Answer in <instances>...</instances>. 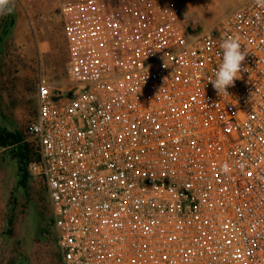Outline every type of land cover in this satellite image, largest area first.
<instances>
[{
    "label": "built area",
    "instance_id": "2783aa9c",
    "mask_svg": "<svg viewBox=\"0 0 264 264\" xmlns=\"http://www.w3.org/2000/svg\"><path fill=\"white\" fill-rule=\"evenodd\" d=\"M61 15L68 85L37 83L28 170L62 263L264 264V6L196 33L103 0ZM226 37L246 71L219 95Z\"/></svg>",
    "mask_w": 264,
    "mask_h": 264
},
{
    "label": "rangeland",
    "instance_id": "374dc122",
    "mask_svg": "<svg viewBox=\"0 0 264 264\" xmlns=\"http://www.w3.org/2000/svg\"><path fill=\"white\" fill-rule=\"evenodd\" d=\"M71 0H11L0 13V129L35 146L29 125L36 115L40 80L66 89L68 49L61 8ZM144 19L178 14L209 31L248 0H103ZM30 164V163H29ZM18 169L9 147L0 146V264H63L46 188Z\"/></svg>",
    "mask_w": 264,
    "mask_h": 264
},
{
    "label": "clouds",
    "instance_id": "9594fccd",
    "mask_svg": "<svg viewBox=\"0 0 264 264\" xmlns=\"http://www.w3.org/2000/svg\"><path fill=\"white\" fill-rule=\"evenodd\" d=\"M255 2L264 6V0H255ZM11 0H0V13L11 12L9 7ZM222 50V62L218 69L214 72V78L208 82L217 91L219 95H229L227 89L234 86L235 80L239 79L242 71H246V67L242 68V62L245 60L248 52L242 50L239 40L235 37H226L220 43ZM165 67H167L165 65Z\"/></svg>",
    "mask_w": 264,
    "mask_h": 264
},
{
    "label": "trees",
    "instance_id": "16d2710c",
    "mask_svg": "<svg viewBox=\"0 0 264 264\" xmlns=\"http://www.w3.org/2000/svg\"><path fill=\"white\" fill-rule=\"evenodd\" d=\"M195 26V22L192 20L187 27L193 29ZM0 146L5 148L9 147V153L21 172L25 171L27 164L38 159L37 148L35 146L31 145L22 137L8 133L2 129H0Z\"/></svg>",
    "mask_w": 264,
    "mask_h": 264
},
{
    "label": "water",
    "instance_id": "95a60500",
    "mask_svg": "<svg viewBox=\"0 0 264 264\" xmlns=\"http://www.w3.org/2000/svg\"><path fill=\"white\" fill-rule=\"evenodd\" d=\"M191 21H192L191 19H186V20L184 21V23L186 24V26H188V24H189ZM195 25H196V23H195ZM187 30H188L189 33H196V32H198V27L195 26V28H193V29H189V28L187 27Z\"/></svg>",
    "mask_w": 264,
    "mask_h": 264
},
{
    "label": "crops",
    "instance_id": "0c3cea01",
    "mask_svg": "<svg viewBox=\"0 0 264 264\" xmlns=\"http://www.w3.org/2000/svg\"><path fill=\"white\" fill-rule=\"evenodd\" d=\"M243 3H244V2H243ZM241 4H242V3H241ZM241 4H239V5H241ZM239 5H238V6H239ZM34 118H35V117H34ZM30 138H31V137H30ZM32 141H33V140H32ZM33 142H34V141H33ZM35 147H36V145H35Z\"/></svg>",
    "mask_w": 264,
    "mask_h": 264
}]
</instances>
